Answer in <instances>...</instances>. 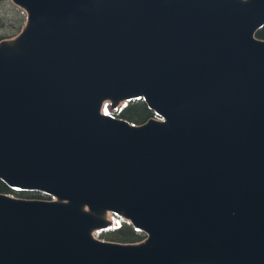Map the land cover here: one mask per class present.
I'll use <instances>...</instances> for the list:
<instances>
[{"label": "water", "instance_id": "obj_1", "mask_svg": "<svg viewBox=\"0 0 264 264\" xmlns=\"http://www.w3.org/2000/svg\"><path fill=\"white\" fill-rule=\"evenodd\" d=\"M12 1L0 180L54 199L0 193V264H264V0Z\"/></svg>", "mask_w": 264, "mask_h": 264}, {"label": "trees", "instance_id": "obj_2", "mask_svg": "<svg viewBox=\"0 0 264 264\" xmlns=\"http://www.w3.org/2000/svg\"><path fill=\"white\" fill-rule=\"evenodd\" d=\"M257 37L264 39V27L257 33ZM112 114L117 118L126 119L133 124H143L151 117H155L154 112L147 107L144 100L127 102ZM13 192V190L0 180V193L12 194ZM30 198L52 199L50 196L39 192H32ZM104 236L108 237L111 241L121 243H136L146 238L145 233L135 230L128 221L121 219L119 220L117 228L106 231Z\"/></svg>", "mask_w": 264, "mask_h": 264}, {"label": "rangeland", "instance_id": "obj_3", "mask_svg": "<svg viewBox=\"0 0 264 264\" xmlns=\"http://www.w3.org/2000/svg\"><path fill=\"white\" fill-rule=\"evenodd\" d=\"M26 18H27L26 12L23 9L17 7V5H15L12 0H0V40L11 39L17 36L24 28L26 23ZM103 113L113 115L112 114L113 111L111 110L109 103L105 105L103 109ZM151 118H156V117H151ZM9 195L21 199H38V198H30L31 197L30 192H13L12 194ZM109 218L114 221V228H117L120 218H118L114 214L109 215ZM105 232L106 231L97 232L95 236L101 240L111 241L109 240L108 237L104 236Z\"/></svg>", "mask_w": 264, "mask_h": 264}]
</instances>
